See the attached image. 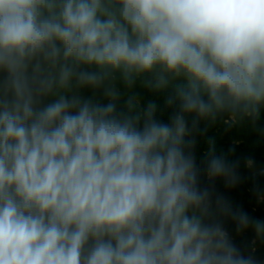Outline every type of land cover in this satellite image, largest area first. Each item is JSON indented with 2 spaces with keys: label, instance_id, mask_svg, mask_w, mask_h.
Here are the masks:
<instances>
[{
  "label": "clouds",
  "instance_id": "1",
  "mask_svg": "<svg viewBox=\"0 0 264 264\" xmlns=\"http://www.w3.org/2000/svg\"><path fill=\"white\" fill-rule=\"evenodd\" d=\"M0 72V264H258L220 217L264 222L201 187L192 149L199 121L259 118L264 0H0ZM137 81L173 88L170 123Z\"/></svg>",
  "mask_w": 264,
  "mask_h": 264
},
{
  "label": "rangeland",
  "instance_id": "2",
  "mask_svg": "<svg viewBox=\"0 0 264 264\" xmlns=\"http://www.w3.org/2000/svg\"><path fill=\"white\" fill-rule=\"evenodd\" d=\"M179 81L182 80L178 79L174 83L179 84ZM54 99V96L49 95L43 104ZM138 100L141 107V101ZM221 116V114L217 115L214 120L218 119L219 125L223 123L233 127V134L236 136L235 139L232 138V141L226 140L225 146L222 147L224 153L221 154L230 162L237 164L239 180L234 186H229L222 178L210 180L207 170L203 169L199 171L200 185L210 187L214 197L215 195L223 196L232 208H237L239 205L245 206L252 220L264 222V106L260 108L259 118L255 121L245 119L238 122L234 114H226L225 119ZM214 120L199 121L196 127L202 130L210 129L213 127ZM220 220L232 243L243 254L253 255L258 264H264V237H258L252 227L238 230L236 222H229L225 218Z\"/></svg>",
  "mask_w": 264,
  "mask_h": 264
},
{
  "label": "trees",
  "instance_id": "3",
  "mask_svg": "<svg viewBox=\"0 0 264 264\" xmlns=\"http://www.w3.org/2000/svg\"><path fill=\"white\" fill-rule=\"evenodd\" d=\"M4 73L0 72V78H3ZM182 80V79H180ZM182 82V83H181ZM185 81H179V84H183ZM121 95L119 99L116 101L117 111L126 110V101L128 99L127 93L124 91L123 86L121 85ZM133 92L137 95L138 99L141 101V109L145 108L150 102L156 104V112L155 119L162 123H170V117L177 111L178 109V101H173V103H168L169 98L173 96V88L170 86L168 89L164 91H154L150 88L144 87L141 85L140 81H137L136 85L133 88ZM79 96L81 99H93L95 102H99L101 104H107L109 101L107 98L103 96L102 90H97L94 92L93 89L89 87H84L79 90ZM48 96H44L41 98V104L45 103V99ZM227 113L221 114V118L225 119V115ZM189 127H191V117L188 118ZM218 119L214 120L213 127L210 129L202 130L201 128H195L193 132L194 139L196 141L194 148L192 149V153L195 159V165L199 171L203 169L207 170V165L209 160L213 156H220L223 152L222 147L225 146L226 140L235 139L236 136L233 134V127L226 124L217 123ZM219 126V127H218ZM218 128V129H216ZM217 130V132H216ZM224 153V152H223ZM228 151L226 152V154ZM222 155V154H221ZM260 183L259 181L257 182ZM253 185V184H252ZM254 188V187H253ZM256 189V188H255ZM256 191V190H255ZM234 210H242L243 212H247L245 206H237L233 207ZM225 218L229 222H235L231 216L220 217Z\"/></svg>",
  "mask_w": 264,
  "mask_h": 264
}]
</instances>
